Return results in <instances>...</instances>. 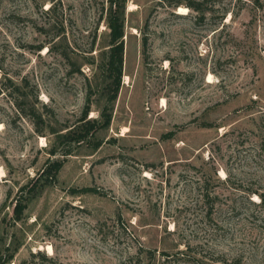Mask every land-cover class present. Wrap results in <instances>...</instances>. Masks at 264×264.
<instances>
[{"label": "rangeland", "instance_id": "374dc122", "mask_svg": "<svg viewBox=\"0 0 264 264\" xmlns=\"http://www.w3.org/2000/svg\"><path fill=\"white\" fill-rule=\"evenodd\" d=\"M107 6L0 0V252L15 248L8 264H264V0H126L102 143L50 156L52 129L75 124L87 96L99 117ZM49 159H63L56 181L17 219Z\"/></svg>", "mask_w": 264, "mask_h": 264}, {"label": "trees", "instance_id": "16d2710c", "mask_svg": "<svg viewBox=\"0 0 264 264\" xmlns=\"http://www.w3.org/2000/svg\"><path fill=\"white\" fill-rule=\"evenodd\" d=\"M108 6L106 10V26L108 28V43L107 49L103 53L101 69L106 76L103 87L101 89V96L103 103L99 109V117H87L90 110V96H87L81 116L78 121L72 126H64L62 128L52 129L53 139L49 149L50 156L61 154L66 156L71 154L72 143L77 145L84 142H92V147L96 148L101 143V139H95V132L99 129H106L109 127L113 105L116 100L123 71V51H124V13L126 0H107ZM198 2L191 4L195 9H198ZM39 120L42 122L40 116ZM63 165V159H49L42 168L36 179L26 186V197L19 196L15 201L14 211L15 217L18 219L29 197L33 196L39 188L45 183H53L57 179V174ZM40 182V183H39ZM93 187H84L80 192H95ZM24 197V198H22ZM25 199V200H23ZM6 252L0 254V264H8L13 258V251L5 249Z\"/></svg>", "mask_w": 264, "mask_h": 264}, {"label": "bare ground", "instance_id": "6f19581e", "mask_svg": "<svg viewBox=\"0 0 264 264\" xmlns=\"http://www.w3.org/2000/svg\"><path fill=\"white\" fill-rule=\"evenodd\" d=\"M179 12H180V13H184V12H185V11H184V8L180 6V7H179ZM125 78H126V76H125ZM47 248H48L49 251H51V246H50V245H48Z\"/></svg>", "mask_w": 264, "mask_h": 264}]
</instances>
